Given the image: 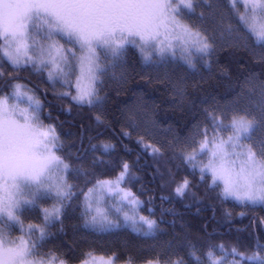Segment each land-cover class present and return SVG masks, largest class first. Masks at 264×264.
<instances>
[{"label": "snow or ice", "instance_id": "obj_1", "mask_svg": "<svg viewBox=\"0 0 264 264\" xmlns=\"http://www.w3.org/2000/svg\"><path fill=\"white\" fill-rule=\"evenodd\" d=\"M0 264H264V0H0Z\"/></svg>", "mask_w": 264, "mask_h": 264}, {"label": "trees", "instance_id": "obj_2", "mask_svg": "<svg viewBox=\"0 0 264 264\" xmlns=\"http://www.w3.org/2000/svg\"><path fill=\"white\" fill-rule=\"evenodd\" d=\"M132 90H134L135 92H143L144 95L147 98L155 101L156 103H160L161 102V97H160L159 93H156L153 90L146 88V86L144 85L143 82H133L130 85V90L128 92H126L124 95H122L121 97H119V99L120 100H128L130 97L133 96V91ZM163 115L164 114L161 113V116L158 117V118H163ZM172 116H173V114L171 112H169L168 113V117H167L169 123H174V120L172 119ZM61 119H66V116L61 115ZM166 126L167 125H165V127ZM64 131L67 132V128H65ZM73 131H75V129H73ZM109 135L112 136L113 143L118 142V140L120 139L119 128L117 127L115 129V132L114 133H109ZM125 142L127 143L128 141H125ZM132 145H134V141L132 142ZM127 158L130 161L131 160H135V156L134 155H129ZM139 174L144 177L145 182H147V181H149L151 179V176L149 174H147L146 172H144V171H142ZM136 187L139 188V184H137ZM228 207H231V204H229ZM181 210L183 211V209H181ZM191 212L194 213L195 212V209H192ZM211 214H212L211 213V209L206 207L203 210V217L190 216L189 218L192 219V220H194V221H196V222H199L204 217L210 219L211 218ZM221 215H222V213L218 209L217 210V220H220L221 219ZM167 219L168 220H171L172 217L171 216H168ZM247 223H248L247 219H245L243 221L237 219L236 221H234L233 231L235 230V228H238V227L242 228V227H244L245 225H247ZM166 226L169 228V233H171V226H169V225H166ZM213 226H215V224H213ZM179 230H180V226H179V224H177L176 225V231L179 232ZM218 231L226 232L227 231V226L225 225V226L220 227L218 229ZM69 237H71V232H69ZM128 238L129 239H134L133 237H128ZM163 238L164 239H171L172 237H171V234H169V235L164 236ZM99 239H101V238L89 236L86 241H84V240L80 241L81 247L77 250V253L76 254L79 256L82 251H87L91 247L92 249H94L96 255H106L109 252H111L113 250V248L115 247L114 245L109 244L106 241H101V242H98V243H95V244H91L92 241L99 240ZM135 243L137 245L142 246L146 250L145 251V254H147V245L144 244L143 241L137 240V241H135Z\"/></svg>", "mask_w": 264, "mask_h": 264}]
</instances>
